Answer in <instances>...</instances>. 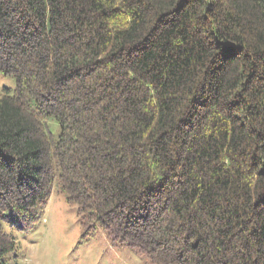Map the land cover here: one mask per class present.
<instances>
[{
    "label": "trees",
    "instance_id": "obj_1",
    "mask_svg": "<svg viewBox=\"0 0 264 264\" xmlns=\"http://www.w3.org/2000/svg\"><path fill=\"white\" fill-rule=\"evenodd\" d=\"M0 75V264L56 186L82 243L264 264V0H0Z\"/></svg>",
    "mask_w": 264,
    "mask_h": 264
},
{
    "label": "rangeland",
    "instance_id": "obj_2",
    "mask_svg": "<svg viewBox=\"0 0 264 264\" xmlns=\"http://www.w3.org/2000/svg\"><path fill=\"white\" fill-rule=\"evenodd\" d=\"M4 86L14 87L15 78L0 75V88ZM45 122L50 137L58 141L61 132L58 121L50 116ZM33 218L35 226L26 231L19 224L5 225V231L16 237V252L6 258L7 264H144L131 249L114 246L101 228L82 243L77 207L67 202L57 186L47 204L26 215L27 222Z\"/></svg>",
    "mask_w": 264,
    "mask_h": 264
}]
</instances>
